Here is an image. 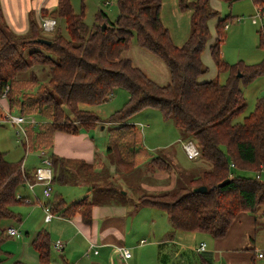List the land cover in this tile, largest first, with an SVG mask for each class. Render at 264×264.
<instances>
[{"label":"trees","instance_id":"16d2710c","mask_svg":"<svg viewBox=\"0 0 264 264\" xmlns=\"http://www.w3.org/2000/svg\"><path fill=\"white\" fill-rule=\"evenodd\" d=\"M252 1L255 7L264 8L261 0ZM161 3L162 0H117L118 16L114 22L99 12L95 25L88 27L84 23V11L76 15L70 0H57L50 11H40L41 19L56 22L52 37L45 39L50 46L35 42L44 38L41 23L32 16L27 35H15L0 25V96L8 85L9 91L2 100L7 103L6 111L11 115L16 111L14 116L37 117L38 121L32 118L34 124L26 123L28 141L24 146L29 151L51 149L55 132L77 135L81 130L89 132L104 123L116 125L122 140L129 133L131 147L113 145L106 149L107 158L120 173L137 168L132 118L146 109L158 111L164 120H171L184 133V140L193 143L199 152L196 160L207 163L209 169L191 179L187 188L139 196L138 205L165 213L171 234L193 233L222 239L239 214L254 215L264 209V183L259 179L264 174V98L256 101L252 113L237 122L246 109L240 87L264 76V61L248 66L242 62L228 65L222 60L227 17L216 22L215 39L208 47L217 73H225L226 81L224 84L217 79L199 82L207 73L202 53L211 39L208 22L218 14L211 10L209 0L191 3L179 0L181 11H190V35L183 46L177 47L161 22ZM58 21L65 23L67 37L61 34ZM102 25H105L104 30ZM133 39L140 49L164 63L169 72L168 85H158L123 57ZM38 71L44 74L46 85L34 90L40 80ZM26 72L28 79H18ZM115 90L126 91L129 99L107 121L81 109L82 105L97 106L107 101ZM39 124L42 126L35 129ZM51 159L53 189L70 186L81 175L96 176L97 165L53 155ZM22 164L21 161L8 162L0 153V224L20 222L13 212V208L25 200L21 196L17 198L19 191L35 181ZM147 165L161 173L170 168L159 157L151 159ZM238 172H250L255 177L242 178ZM228 179L229 184L216 187ZM103 183L92 184L90 190L100 187L101 193L113 200L117 189L112 182ZM201 186L207 188L206 193H193V189ZM53 189L52 198L44 202L50 212L67 218L79 215L85 225L91 223L92 207L102 204L93 196L67 206L63 196ZM4 239L0 235V262ZM31 247L37 253L39 264H50L47 232L39 231ZM202 264L210 262L203 259Z\"/></svg>","mask_w":264,"mask_h":264},{"label":"rangeland","instance_id":"374dc122","mask_svg":"<svg viewBox=\"0 0 264 264\" xmlns=\"http://www.w3.org/2000/svg\"><path fill=\"white\" fill-rule=\"evenodd\" d=\"M193 1L194 0H189V3ZM70 3L76 15L84 11V23L88 27L95 25L96 17L99 12L104 13L110 22H114L118 16L117 0H70ZM209 5L212 11L217 12L218 19L229 18V21L226 22L228 29H224L225 41L221 48L222 60L228 65L242 62L248 66L263 62L264 33L261 32V22L258 19L256 24L252 23L256 15V7L253 1L230 0V2H223L219 0H210ZM0 17L2 18L0 25L7 27L11 33L15 35L28 34L29 24L23 30L14 27L12 22L6 20L5 12L2 9H0ZM160 19L163 26L168 30L170 37L176 39V41L180 43V45L177 44L176 46H183L190 35V11H181L179 0H162ZM216 22L217 18L211 19L208 22L211 39L202 53V62L207 68V73L199 78V82H209L217 79L220 84H224L227 76L225 73H217L210 53L208 52L209 45L212 43V40L215 39ZM58 28L61 29V34L67 37L65 23L63 21H58ZM52 35L53 32L45 33L43 31L41 34L44 39H49ZM123 57L140 68L149 79L153 80L158 85L165 86L169 84V72L164 63L148 52L140 49L136 45L134 39L131 41L128 51L123 54ZM27 73L28 72L19 75L18 79H28L29 76ZM36 74L39 76L40 80L38 84L34 85V90L40 85H46L44 74L40 71ZM240 89L245 98L246 109L237 122H241L243 117L252 113L256 101L260 98H264V76L246 87L241 86ZM128 99L129 94L126 91L115 90L112 93V97L107 99V101H103L95 107L84 106V109L95 113L102 121H107L114 112L123 108ZM14 112L16 114L14 113L13 115H17V112ZM26 118H35L38 121L35 116H26ZM131 123L135 126L134 132L136 133V144L133 148L135 153L134 161L137 168L126 173H120L115 165L111 163L110 159L107 158L105 166L102 169H95L96 176L94 178L90 175L86 178L81 175L79 180H74L70 186L64 188L69 204L74 203L72 201H77L75 200L76 198H74V200L69 198V195L77 192L81 187L86 189V187H91V185L96 182H100L103 185V182H112L113 186L118 191L117 195L112 200L108 196L102 194L101 188L98 187L94 192V196L99 202L102 204L110 202L114 204H125L129 208L133 207V209L136 205L138 209H141L138 205L139 196L146 194L159 195L180 187L187 188L190 186L189 181L191 179L208 171L209 165L207 163L202 161L193 162L187 159L182 150V145L190 141L184 140L186 139L184 133L178 130L171 120H164L158 111L153 109L143 110L132 118ZM41 126L42 125L39 124L38 126H34V128L39 129ZM21 127L23 130L10 123H0V153L4 155V159L8 162L14 163L21 161L23 163V168L26 169L28 173L32 164L37 162V152L25 149L24 145H27L28 140L26 133L29 125L23 124ZM116 128V125L104 123L92 130L93 139L101 157V151H104L110 146L119 145L122 147H131V136H128L130 134H125L123 138L125 140H122L120 138L121 132L117 131ZM133 148L131 149L132 152ZM101 157L98 156V158ZM155 157H159L169 164L170 168L168 172H157L147 165V161ZM98 161L101 162L102 160L98 159ZM110 175H113V180ZM238 176L242 178H253L255 174L250 172H238ZM259 179L264 183V174H262ZM81 182H84V184H80ZM59 188L63 187H55V192H60ZM28 204H31V201L28 202ZM143 210L147 212L145 211L146 209ZM24 211H28V209L23 203L13 208V212L19 217L20 215L23 216L26 214ZM152 212L156 217H154V219H146L148 222L149 219H152L155 223L157 222L158 225H161L164 224V220H167L165 213L161 211ZM8 228L9 224L5 222L0 224V235L5 237L1 246L3 255L1 256L0 264H6L10 260L7 259V254H12L15 249L13 241L16 242V240L11 241L5 234ZM14 228L25 236L26 231L23 227L20 228L15 225ZM257 264H264V260L257 262Z\"/></svg>","mask_w":264,"mask_h":264},{"label":"crops","instance_id":"0c3cea01","mask_svg":"<svg viewBox=\"0 0 264 264\" xmlns=\"http://www.w3.org/2000/svg\"><path fill=\"white\" fill-rule=\"evenodd\" d=\"M56 4L57 0H0V9L5 12L6 20L12 22L14 27L23 30L29 24L31 16L39 24L40 11L46 9L50 11ZM260 4L264 6L263 0ZM218 20L221 19L217 17ZM171 39L175 45H180L176 39ZM0 105L1 110H7L5 101H1ZM80 107L84 109L83 105ZM46 151L49 156L83 162L86 165L94 164L100 169L105 166L107 160L106 149L101 151V157L94 142L92 130L89 132L81 130L77 135L55 132L52 148ZM98 159L102 161L99 162ZM38 166L37 159L28 173L33 174ZM113 175H110L112 180ZM64 188H59L58 193L63 196L69 206L73 203H68ZM42 189L40 185L35 186V196L27 188L19 191L18 195L25 199L23 205L28 211H24L26 214L23 216L20 215L19 223L14 221L5 223L9 224V227H15V225L23 227L26 232L25 236L19 232L17 237H8L16 242L13 241L15 249L12 254H7V259L10 260L6 264L16 262L39 264L37 253L31 247V242L41 230L47 232L50 238V264H202L203 259L208 260L210 264H257L264 260V209L254 215L239 214L224 238L213 239L203 234L180 232L171 234L168 220H164V224L161 225L152 220L156 217L152 211L157 210L143 207L138 209L136 205L133 209L125 204L112 202L94 205L91 209L89 225H85L79 215L67 218L60 214L46 223L40 208V204L45 202ZM94 192L90 190V187L86 189L81 187L77 192L69 195V198L72 200L76 198L77 201L84 197L90 199L95 195ZM29 200L31 204H28ZM148 218L152 219L148 222L146 220ZM57 241H61L64 245L61 254L54 249ZM201 244L205 245V251L197 252ZM119 248L129 250L131 259L125 261L120 258L117 253ZM258 254H261L262 258H258Z\"/></svg>","mask_w":264,"mask_h":264},{"label":"built area","instance_id":"2783aa9c","mask_svg":"<svg viewBox=\"0 0 264 264\" xmlns=\"http://www.w3.org/2000/svg\"><path fill=\"white\" fill-rule=\"evenodd\" d=\"M257 19L261 22V32L264 33V8H257L256 7V15L255 19L252 21L253 24H256ZM41 29L45 33H51L53 32L55 28L56 22L51 19H41ZM224 29H228V26L225 25ZM9 91V86H5L2 95L0 96V102L2 100H5L6 94ZM112 97V94L108 96V99ZM1 106V105H0ZM1 110V109H0ZM2 111V120L4 123H10L13 126L19 127L21 130L23 124H34V119H27L22 116H14L8 113L6 110ZM24 133V132H23ZM182 148L190 160H196L199 157V152L196 149V147L190 143H183ZM37 159L39 160V166L35 169L33 176H34V183H27L26 188L32 193L33 196H35L34 193V187L37 185H40L42 189V195L43 198L46 200L50 199L52 195V179H53V172H52V159L51 156H49L48 152L46 150H40L37 152ZM23 168V166H22ZM18 199H21L20 196L17 197ZM40 208L43 211L44 214V222H51L57 215H54L50 212L49 208L44 205V203L40 204ZM5 234L9 238H14L19 236V231L15 229L14 227H9L6 229ZM64 245L61 241H57L54 244V249L57 253L61 254L63 252ZM205 251V245L201 244L200 247L197 249V252H203ZM117 253L123 260L127 261L131 259V253L129 250L125 248H119L117 249ZM94 254H97V252H94ZM258 258H262L261 254H258Z\"/></svg>","mask_w":264,"mask_h":264},{"label":"water","instance_id":"95a60500","mask_svg":"<svg viewBox=\"0 0 264 264\" xmlns=\"http://www.w3.org/2000/svg\"><path fill=\"white\" fill-rule=\"evenodd\" d=\"M104 29H105V25H102V30H104ZM35 42L39 43V44L46 45V46H50L51 45V43L49 41L45 40V39H36ZM238 77H240V76H238ZM229 182H230L229 179L225 180V181L219 183L216 187H218V188L224 187L227 184H229ZM192 191H193V193L203 194V193L207 192V188L204 187V186H201V187L193 189Z\"/></svg>","mask_w":264,"mask_h":264}]
</instances>
